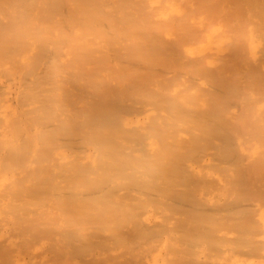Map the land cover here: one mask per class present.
I'll return each mask as SVG.
<instances>
[{
    "label": "bare ground",
    "instance_id": "1",
    "mask_svg": "<svg viewBox=\"0 0 264 264\" xmlns=\"http://www.w3.org/2000/svg\"><path fill=\"white\" fill-rule=\"evenodd\" d=\"M0 264H264V0H0Z\"/></svg>",
    "mask_w": 264,
    "mask_h": 264
}]
</instances>
